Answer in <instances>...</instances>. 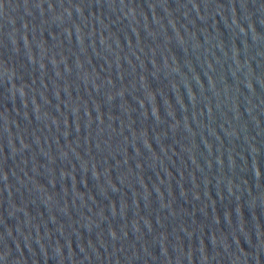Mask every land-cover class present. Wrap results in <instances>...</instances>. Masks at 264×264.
<instances>
[{
  "label": "water",
  "instance_id": "95a60500",
  "mask_svg": "<svg viewBox=\"0 0 264 264\" xmlns=\"http://www.w3.org/2000/svg\"><path fill=\"white\" fill-rule=\"evenodd\" d=\"M0 264H264V0H0Z\"/></svg>",
  "mask_w": 264,
  "mask_h": 264
}]
</instances>
